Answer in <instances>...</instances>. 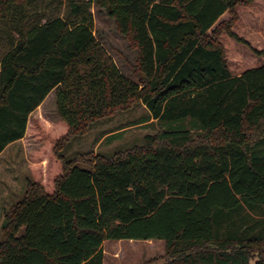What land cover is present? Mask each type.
I'll list each match as a JSON object with an SVG mask.
<instances>
[{"label":"trees","instance_id":"obj_1","mask_svg":"<svg viewBox=\"0 0 264 264\" xmlns=\"http://www.w3.org/2000/svg\"><path fill=\"white\" fill-rule=\"evenodd\" d=\"M33 1L0 0V154L28 132L45 141L6 213L0 264H103L108 240H162L163 264H264V64L234 74L222 42L246 44L234 27L253 0H68L45 22ZM94 5L137 49V80L94 34ZM52 91L58 119L29 128ZM138 103L165 125L143 145L65 154Z\"/></svg>","mask_w":264,"mask_h":264},{"label":"rangeland","instance_id":"obj_2","mask_svg":"<svg viewBox=\"0 0 264 264\" xmlns=\"http://www.w3.org/2000/svg\"><path fill=\"white\" fill-rule=\"evenodd\" d=\"M263 11L260 0H254L252 5L239 8L241 19L234 29L251 41V49L245 44L236 42L227 34L222 36L228 65L236 75L249 67L264 64V55H256L252 50V48L264 50V38L258 35L260 26L264 27ZM69 12L68 0H34L27 7L31 19H40L43 22L57 16L66 17ZM91 13L94 19V34L98 40L114 58L120 70L127 77L137 80L134 69L137 49L132 47L128 38L119 33L115 19L110 16L107 8L94 5ZM228 18L229 14L226 13L221 20ZM0 28L7 29L2 24ZM9 47L5 33L0 31V58ZM35 117L46 122H55L58 119L54 91L32 113L29 128ZM185 125L192 128L195 133H201V129L193 128L190 121ZM164 127L165 125L154 118L145 105L138 103L130 110L120 111L109 118L96 121L84 135L70 140L65 148V154L71 157L79 152H92L96 155L111 156L118 151L143 145L147 135H154ZM44 146V140H38L28 132L22 140L9 146L0 155V244L4 239L3 226L6 213L13 204L23 198L28 181L33 177L32 153ZM103 249L106 264H163L161 257L165 251L162 240H108ZM251 264H256V260H252Z\"/></svg>","mask_w":264,"mask_h":264},{"label":"crops","instance_id":"obj_3","mask_svg":"<svg viewBox=\"0 0 264 264\" xmlns=\"http://www.w3.org/2000/svg\"><path fill=\"white\" fill-rule=\"evenodd\" d=\"M253 3H254V0H253ZM252 3V4H253ZM260 6H261V8L264 10V0H260ZM264 12V11H263ZM226 14V13H225ZM224 14V15H225ZM241 19V18H240ZM239 19V20H240ZM236 26V25H235ZM235 28V27H234ZM234 31H235V29H234ZM236 32V31H235ZM259 33H258V35H260L262 38H264V27H262L261 28V26H260V31H258ZM237 34H239L238 32H236ZM240 35V34H239ZM241 37H243L242 35H240ZM244 38V37H243ZM244 40L246 41V44L245 43H241V44H245V45H247L250 49H251V47H252V45L250 44L251 43V41L249 40V39H247V38H244ZM237 42V41H236ZM252 50L254 51V53L256 54V55H259V54H257L256 52H255V50H257V49H253L252 48ZM260 51H263V53H261L260 55H264V50H262V49H260ZM254 67H257V66H253V67H249V68H254ZM249 68H247V69H249ZM246 70V69H245ZM242 73V72H241ZM240 73V74H241ZM239 75V74H238ZM23 139V138H22ZM21 139V140H22ZM20 140H18V141H15V142H13V143H11V144H9L5 149H4V151L9 147V146H11L12 144H15V143H17V142H19ZM3 151V152H4ZM2 152V153H3ZM1 153V154H2ZM0 154V155H1ZM120 241H122V240H120ZM129 241H133V240H129ZM135 241H138V240H135ZM147 241H151V240H147ZM106 242V241H105ZM105 242H104V244H105ZM104 244H103V247H104ZM104 250V249H103ZM103 264H106V255H105V253H104V260H103Z\"/></svg>","mask_w":264,"mask_h":264}]
</instances>
